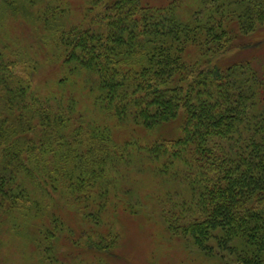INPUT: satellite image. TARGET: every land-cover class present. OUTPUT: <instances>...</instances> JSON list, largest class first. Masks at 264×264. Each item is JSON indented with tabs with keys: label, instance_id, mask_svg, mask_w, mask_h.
<instances>
[{
	"label": "trees",
	"instance_id": "trees-1",
	"mask_svg": "<svg viewBox=\"0 0 264 264\" xmlns=\"http://www.w3.org/2000/svg\"><path fill=\"white\" fill-rule=\"evenodd\" d=\"M182 1L96 0L70 24V8H4L0 29L16 14L34 29L58 84L34 97L39 59L0 37V218L36 219L43 263L140 264L124 247L157 223L148 171L171 238L264 264V0H209L188 19Z\"/></svg>",
	"mask_w": 264,
	"mask_h": 264
},
{
	"label": "rangeland",
	"instance_id": "rangeland-1",
	"mask_svg": "<svg viewBox=\"0 0 264 264\" xmlns=\"http://www.w3.org/2000/svg\"><path fill=\"white\" fill-rule=\"evenodd\" d=\"M95 1L96 0H0V16L4 13V8H31L35 11L34 14H37L39 10V14H41V8H70L72 10H70L66 16V20L70 24L81 21L82 15L85 17L86 8H103L104 2L96 5L94 4ZM106 1L107 0H105V2ZM141 2L154 8H166L170 5L171 0H141ZM208 3L209 0H183L177 8H182L183 11H181V14L184 15V18L188 19L194 8H204ZM29 17L30 19L28 20L33 24L34 20L32 16ZM91 17L92 14L89 18L86 17L87 20L85 22L90 23ZM20 24L17 14L12 15V20H8V23L0 29V37H3L5 40L12 39L17 42H19V39L22 40L23 47L19 48L21 50L17 49L14 53H11L10 55L12 57L18 54L17 52L23 53L25 51L29 52L31 56L35 55L34 58L39 59L38 63H36L39 67L36 68L35 73L31 76V81L33 82L31 91L35 93L34 97L36 98H41V96L45 97L49 86L54 85L51 86V89H55L56 91V86L58 84L56 80L47 76V68H49V66L45 67V64L41 66V46L36 42L35 37H33L36 31ZM11 47L12 49H16L14 46ZM233 52L234 51L230 53ZM29 63L31 62L28 61L25 63L21 61L22 66L20 70L23 71L25 66ZM258 67H261L260 63H258ZM23 72L26 74L27 70ZM47 77L49 79H47ZM49 94L50 93H48V95ZM174 125H176L177 130L180 129L178 122L174 123L173 126L168 129L171 130L174 128ZM123 130L122 133L124 132ZM138 178V189L141 187L142 199L146 207L144 212L153 214L157 221V223L154 222L153 228L135 227L132 225L130 230L127 231L126 237L128 238V242L124 249L136 252L140 264L236 263V256L229 253L226 249L217 246L214 241L211 242L214 247L210 255L206 254L204 251L202 252L198 246L191 242L190 238H171L170 234L164 230L163 219L157 210V201H155V196L163 189L161 180H156L157 177L155 178V174L152 176L148 171L145 174L141 173ZM178 182L172 181L167 186L175 192L179 187ZM181 188L180 186L178 190H181ZM175 196L181 197V195L176 192ZM35 220L36 219L33 220V217H30L29 214H20L17 217H13V215L1 216L0 264H45L41 261V255L37 252V246L33 241L32 231L35 232V229L32 228L31 224Z\"/></svg>",
	"mask_w": 264,
	"mask_h": 264
}]
</instances>
